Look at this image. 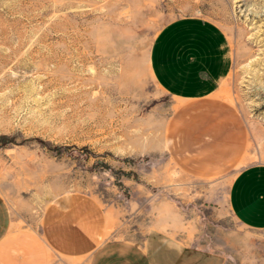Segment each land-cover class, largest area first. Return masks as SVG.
Wrapping results in <instances>:
<instances>
[{
	"label": "rangeland",
	"instance_id": "374dc122",
	"mask_svg": "<svg viewBox=\"0 0 264 264\" xmlns=\"http://www.w3.org/2000/svg\"><path fill=\"white\" fill-rule=\"evenodd\" d=\"M186 16L216 23L230 47L214 98L234 112L242 151L217 175L171 159L179 103L149 66L158 32ZM251 164H264V0H0V193L18 229L38 231L46 204L76 191L114 212L112 236L170 222L224 264H264V230L227 204Z\"/></svg>",
	"mask_w": 264,
	"mask_h": 264
},
{
	"label": "crops",
	"instance_id": "0c3cea01",
	"mask_svg": "<svg viewBox=\"0 0 264 264\" xmlns=\"http://www.w3.org/2000/svg\"><path fill=\"white\" fill-rule=\"evenodd\" d=\"M227 39L216 23L186 16L166 24L150 51L153 79L179 103L166 132L169 155L193 176L223 173L242 151L234 112L214 98L230 71ZM227 204L242 226L264 230V164L245 166L233 176ZM14 224L0 193V264H224L218 252L180 238L170 222L132 238L112 236L114 212L76 191L46 204L38 231Z\"/></svg>",
	"mask_w": 264,
	"mask_h": 264
}]
</instances>
